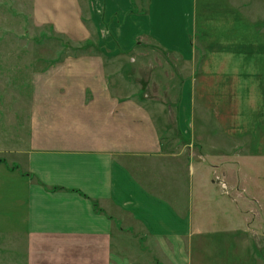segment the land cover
Masks as SVG:
<instances>
[{"label": "crops", "instance_id": "1", "mask_svg": "<svg viewBox=\"0 0 264 264\" xmlns=\"http://www.w3.org/2000/svg\"><path fill=\"white\" fill-rule=\"evenodd\" d=\"M86 1L100 52L68 55L36 72L27 109L14 103L5 111L0 104V158L6 160L0 162V264H136L115 247L123 234L183 243L171 252L173 264H199L203 255L185 252L198 232L182 210L185 201L174 194L182 187L181 172L210 186L212 201L220 204L229 201L215 198L213 173L235 162L239 183L244 180L250 190L264 173L249 164L254 156L247 146L238 142L231 151L228 142L226 152L219 131L213 136L217 144L196 132L202 96L207 111L218 109L217 89L205 90L198 81L221 77L226 62L236 61L234 50L218 56L215 49L235 46L230 38L237 32L246 35L239 79L263 77L262 0H227L233 29L223 27L229 38L222 39V24L206 16L209 0ZM43 2L40 21L77 43L91 38L82 0ZM126 65L130 72H124ZM135 69L151 80H185L176 90L173 120L165 118V103L141 96L142 87L130 76ZM177 135L191 147L199 143L203 161L167 149L166 138ZM241 203L235 205L239 216L226 215L232 222L244 218L251 254L264 263Z\"/></svg>", "mask_w": 264, "mask_h": 264}, {"label": "rangeland", "instance_id": "2", "mask_svg": "<svg viewBox=\"0 0 264 264\" xmlns=\"http://www.w3.org/2000/svg\"><path fill=\"white\" fill-rule=\"evenodd\" d=\"M82 2L83 5H86L83 19L91 28L92 36L87 41L77 43L57 32L51 23L40 21L39 14L45 13L43 0H38V5L37 0H0L1 110L7 111L12 108L14 103L23 105L27 109L31 99L34 74L48 67L53 61L68 55L100 52L97 33L88 13L87 1L82 0ZM209 3L210 8L206 16L217 25L222 24L217 32V38H225L227 35H225V31L222 32L223 27L233 29L231 18L227 14V10H229L228 13H231V8L230 6L227 7L229 5L227 0H209ZM262 3L263 28L261 34H263L264 39V0ZM246 12L247 18L254 16L252 13L249 14L247 9ZM226 33L229 34L230 32L227 31ZM231 33L233 34V30ZM233 38L231 37L230 40L235 41V46H230V49L223 46L215 49L217 55L224 56L225 52L223 53V51L232 53L233 50L234 54H237V56L232 55L236 61L226 62V66L229 67L228 71L226 70L221 77L220 75L209 79L204 77L198 81V84H203L205 90L206 88L217 89L218 95L215 98L218 102L215 104L216 109L217 107L218 109L215 112L207 111V95L204 94L201 98L204 100V104L200 102V105L197 106L195 129L198 133L203 131L204 133H201L203 137L208 138L211 140L210 143L213 142L214 144H217L218 140L213 136H218L216 133L219 131L222 136H225L221 146L225 148L226 152L229 150L228 142L231 151L236 150L239 143L247 146V152H252V156H254L247 159L249 164L255 166L258 173H264V75L260 77L258 73L255 78L242 77L239 79L242 73L238 76L240 64L237 60L241 53L246 51L244 44L246 35H239L237 32L233 34ZM233 65L235 73L232 71ZM126 66L124 72H130L132 67ZM240 68L243 72L242 65ZM130 76L133 81L137 82V85L142 87L141 96L146 94L150 100L167 105L165 118L170 115L173 120L177 115V111L173 109L178 102L176 90L180 86V82L185 83V80L180 81L179 78L170 79V77H163L162 80H157V78L151 80L147 77L146 72L136 69ZM215 76L218 75L215 74ZM186 81L189 82V80ZM173 91L174 96L171 95ZM207 91L210 92L211 90ZM208 103L211 102L208 101ZM169 106H171L172 111L168 109ZM26 109H21V111L25 113L27 112ZM3 127L4 124L1 123V128ZM166 140L167 149L184 153L188 160L194 156L195 161H203L199 143H195L191 147L188 140V143H185L178 135L167 137ZM230 162L233 161L230 160ZM235 165H237L235 162L232 165H227L223 172L220 170V173L215 172L211 176L214 179L212 186L215 198L229 201V203L224 204L212 201L210 186L203 187L199 181L200 178L194 177L192 179L191 176L187 177L184 171L181 172L180 184L182 187L174 194L177 195V198L181 195L182 200L185 201L182 210L186 215L191 216L193 232H198L197 236L194 237V240H197L192 246L189 241L186 242L185 252L189 257L190 249L194 254L203 255L205 261L202 258L199 264H264L251 254L249 245L251 234L245 233L242 226L244 218H239L242 224L241 222H232L228 217V215L236 217L238 207L236 208L235 205L241 201L244 202L245 210L241 214L247 216L246 218L250 217L247 224L252 222V232L256 240L254 243L256 255L264 261V178L258 176L259 180L262 179L263 182L251 183L253 190H250L244 180H242L243 183H239V175L235 173ZM176 171L179 173L178 167ZM187 173L189 175V171ZM170 194L173 196L172 193ZM256 195L260 196L263 201ZM244 204L241 203L243 206ZM199 234H202V237L199 238ZM259 237L260 239H258ZM258 241L261 242L258 243ZM117 243L115 247L119 256L127 259L133 257L136 264H173L171 252H179V248L182 250L184 247L183 243H179V245L173 241L163 243V241L153 237L131 234L120 235ZM180 252L183 253V251ZM192 259L195 262V259Z\"/></svg>", "mask_w": 264, "mask_h": 264}, {"label": "trees", "instance_id": "3", "mask_svg": "<svg viewBox=\"0 0 264 264\" xmlns=\"http://www.w3.org/2000/svg\"><path fill=\"white\" fill-rule=\"evenodd\" d=\"M6 160L4 158H0V162H5ZM14 168H17L18 166L17 165H14L13 166Z\"/></svg>", "mask_w": 264, "mask_h": 264}]
</instances>
